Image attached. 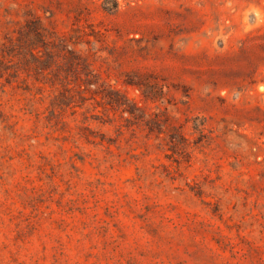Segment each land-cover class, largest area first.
Instances as JSON below:
<instances>
[{
    "label": "rangeland",
    "instance_id": "1",
    "mask_svg": "<svg viewBox=\"0 0 264 264\" xmlns=\"http://www.w3.org/2000/svg\"><path fill=\"white\" fill-rule=\"evenodd\" d=\"M0 264H264V0H0Z\"/></svg>",
    "mask_w": 264,
    "mask_h": 264
}]
</instances>
